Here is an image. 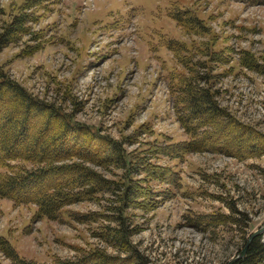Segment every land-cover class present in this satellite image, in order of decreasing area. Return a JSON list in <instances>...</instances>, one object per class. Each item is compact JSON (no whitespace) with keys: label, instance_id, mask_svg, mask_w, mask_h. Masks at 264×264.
Returning a JSON list of instances; mask_svg holds the SVG:
<instances>
[{"label":"rangeland","instance_id":"374dc122","mask_svg":"<svg viewBox=\"0 0 264 264\" xmlns=\"http://www.w3.org/2000/svg\"><path fill=\"white\" fill-rule=\"evenodd\" d=\"M26 1L0 0V23ZM186 9V17L200 21L197 29L186 30L169 15ZM29 11L37 17L30 25L42 48L19 55L37 43L25 36L0 52V64L31 93L120 140L126 151L150 155L190 139L175 100L179 79L193 74L205 78L198 86L210 88L229 117L264 137V5L44 0ZM155 155L150 163L166 167V178L174 180L149 179L146 208L126 209L131 218L126 224L135 229L132 246L146 264H227L264 222V154L245 159L211 150ZM88 166L111 179L124 177L121 168ZM102 197L64 207L58 221L36 217L33 204L0 197V264H15L3 250L6 241L35 264L75 261L94 247L125 256L96 234L115 225L108 218L115 202L109 193ZM95 212L101 214L95 222L78 220L79 214ZM222 213L231 217L223 226H194V220Z\"/></svg>","mask_w":264,"mask_h":264},{"label":"trees","instance_id":"16d2710c","mask_svg":"<svg viewBox=\"0 0 264 264\" xmlns=\"http://www.w3.org/2000/svg\"><path fill=\"white\" fill-rule=\"evenodd\" d=\"M43 1L27 0L9 20L0 23V52L25 36L37 43L27 45L19 55H31L42 48L39 35L32 32L30 25L37 17L29 10ZM234 1L248 6L264 5V0ZM188 13L186 9L169 15L186 30L197 29L200 21L195 16L186 17ZM179 80L175 101L180 106L179 120L190 139L163 149L155 148L150 151L152 156H140L126 151L120 140L101 135L94 127L77 121L74 113L66 112L61 104L34 95L0 64V197L15 204H33L36 217L52 221L60 220L64 207L81 201L98 202L104 193H109L110 200L115 202L111 207L113 214L108 216L115 225H107L96 234L126 255H111L94 247L75 261L54 264H146L130 242L129 237L135 234V229L126 224L131 219L126 209L146 208L144 201L150 191L145 184L149 179L162 184L173 183L174 179L165 176L166 167L159 168L150 163V158L157 156L155 154L170 156L172 153L211 150L241 159L264 154V137L229 117V113L214 101L211 89L198 86L205 80L202 75L193 74ZM61 100L65 102L67 97L63 96ZM88 164L104 169L121 168L124 177L121 181L108 178ZM141 173L146 177H132ZM230 208L237 211L233 204ZM207 216L213 217L207 221L198 219L197 223L194 220V226L203 223L205 228L223 226L231 218L223 213ZM99 217L98 212L83 213L78 215V220L95 222ZM233 220L238 221L232 218V223H235ZM3 250L15 264H35L20 258L7 241ZM234 264H264V236H256L246 255Z\"/></svg>","mask_w":264,"mask_h":264},{"label":"water","instance_id":"95a60500","mask_svg":"<svg viewBox=\"0 0 264 264\" xmlns=\"http://www.w3.org/2000/svg\"><path fill=\"white\" fill-rule=\"evenodd\" d=\"M264 234V222L263 224L258 227L255 231H253L246 239V242L244 244V246L242 247V249L233 257L231 258L227 264H234V262L239 259L242 258L246 255L247 252V248L249 246V244L251 243V241L258 235H262Z\"/></svg>","mask_w":264,"mask_h":264}]
</instances>
